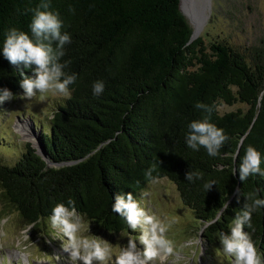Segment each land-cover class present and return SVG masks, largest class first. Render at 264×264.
<instances>
[{"label": "trees", "instance_id": "obj_1", "mask_svg": "<svg viewBox=\"0 0 264 264\" xmlns=\"http://www.w3.org/2000/svg\"><path fill=\"white\" fill-rule=\"evenodd\" d=\"M49 2L62 32L72 37L61 62L71 61L65 71L78 78L71 97L51 112L48 133L37 136L47 159L26 143L12 165H0V200L36 227L56 204L72 199L85 219L116 233L128 226L111 210L115 196L131 192L137 198L148 182L145 171L157 165L153 175L168 177L196 221L212 218L229 201L220 222L201 235L210 246L218 243V232L229 231L248 193L259 189L264 199V176L241 182L238 174L249 145L261 153L264 172V63L222 40H189L192 30L178 0ZM40 3L0 0V52L10 29L31 35L30 10ZM19 70L0 54V88L19 90ZM97 80L105 82L99 97L92 91ZM218 101L245 107L218 113ZM197 102L213 106L210 122L229 137L217 157L185 143L188 124L208 115L195 108ZM189 170L203 173V180L188 182ZM211 180L216 185L206 192L203 184ZM251 223L255 232L244 231L264 252V209Z\"/></svg>", "mask_w": 264, "mask_h": 264}, {"label": "clouds", "instance_id": "obj_2", "mask_svg": "<svg viewBox=\"0 0 264 264\" xmlns=\"http://www.w3.org/2000/svg\"><path fill=\"white\" fill-rule=\"evenodd\" d=\"M49 0H41L33 12L30 23L31 35L13 28L8 31L2 47V56L10 65L20 69L21 77L19 86L23 90V99L29 102L35 100L43 101L50 94L52 96L71 97L70 86L73 85L78 76L76 73H68L65 69L71 61H62L66 55V45L72 43V37L67 32H62L63 21L58 12L49 10ZM21 66L23 68L21 69ZM23 69H30L32 75H26ZM105 90V82L97 80L93 82V95L99 97ZM16 99L15 94L8 88H0V104L11 102ZM195 108L208 115L203 119L192 120L188 124L185 135V143L193 151L204 148L210 157H217L220 150L229 139L224 129L210 122L213 106L197 102ZM161 162H159L160 164ZM261 153L249 145L238 167L239 180L246 181L253 175L264 176L261 171ZM157 165L149 167L145 171V178L149 185L161 184L168 177L153 175ZM237 169H233L236 175ZM188 182L203 180V173L189 170L185 173ZM216 185L215 180L206 181L203 188L209 192ZM259 189L248 193L246 203L239 213L235 214L229 225V231L218 232V240L224 256L231 259V264H264V252H261L251 233L255 232L252 226V216L260 209H264V199L259 198ZM147 193L137 199L133 193L117 194L112 203L113 213L122 217L128 228L133 232L139 231L140 235L128 239L126 246H118V254L113 259V246L99 237H87L83 233L87 227L84 215L77 212L75 201L69 199L67 206L58 203L52 209L49 216L50 227L57 233L55 238L63 237L64 251L70 254L71 264H187V257L183 255V249L192 244H203L201 239L189 240L187 243L176 248L174 243L166 239L168 227L175 221H169L155 212L142 206V199ZM237 189V197H239ZM229 208V201L224 203L215 212V215L205 221H201L199 235L204 230L220 222ZM7 218L0 223H6ZM35 224L26 225L21 236L24 241L29 240L28 233ZM247 227L251 229L245 232ZM4 233L0 232V236ZM66 238V239H65ZM137 241L143 245V251L138 249ZM202 248V247H201Z\"/></svg>", "mask_w": 264, "mask_h": 264}, {"label": "rangeland", "instance_id": "obj_3", "mask_svg": "<svg viewBox=\"0 0 264 264\" xmlns=\"http://www.w3.org/2000/svg\"><path fill=\"white\" fill-rule=\"evenodd\" d=\"M179 8L191 30L201 24L197 36H201L205 45L222 40L248 60L257 59L264 63V0H179ZM196 18H200L199 24L195 23ZM14 94L16 99L0 104V165H12L26 143L39 151L38 141V147H34L16 127L22 125L31 129L36 137L47 134L51 112L65 99L49 94L43 101L34 99L29 102L22 98L21 88ZM244 107L238 102L227 105L218 101L216 104L218 113ZM144 193L147 195L142 199V206L167 217L169 221H175L168 227L166 239L172 241L177 249L189 240L203 241L202 248L192 244L183 249L187 264H231V259L223 255L219 241L210 246L200 237V222L182 205L173 183L166 180L161 184L149 185L147 182L138 192L137 199H141ZM6 218V223H0V232L4 233L0 236V264H71L70 254L63 248V237L55 238L57 233L50 227L48 219L41 220L28 233L29 240L24 241L21 231L26 225L16 211L0 200V221ZM85 220L87 227L83 235L99 237L111 244L113 259L118 254V246H126L128 239L140 235L139 231L133 232L128 227L116 233L106 232ZM137 247L143 251L139 241ZM164 264H170V259Z\"/></svg>", "mask_w": 264, "mask_h": 264}, {"label": "bare ground", "instance_id": "obj_4", "mask_svg": "<svg viewBox=\"0 0 264 264\" xmlns=\"http://www.w3.org/2000/svg\"><path fill=\"white\" fill-rule=\"evenodd\" d=\"M193 19H195V18H193ZM200 18L198 19V18H196V20H195V23L196 24H199L200 23ZM17 131L19 132V133H21L23 136H25L26 138H28L29 139V141L32 143V145L34 146V147H38V145H37V137H36V135H34L33 133H32V131H31V129L29 130V129H26L24 126H22V125H17ZM38 264H43V263H38Z\"/></svg>", "mask_w": 264, "mask_h": 264}, {"label": "water", "instance_id": "obj_5", "mask_svg": "<svg viewBox=\"0 0 264 264\" xmlns=\"http://www.w3.org/2000/svg\"><path fill=\"white\" fill-rule=\"evenodd\" d=\"M178 5H179V0H178ZM180 9V8H179ZM180 12H181V10H180ZM182 13V12H181ZM200 27H201V24L197 27V28H193V30L191 31V34H190V37H189V40H192V39H194L195 37H197V34H198V32H199V30H200ZM39 142V141H38ZM39 145H40V142H39ZM37 154L42 158V159H44V160H46L47 158H46V156H45V154H44V149L41 147V146H39V151H37ZM57 164H61V163H57Z\"/></svg>", "mask_w": 264, "mask_h": 264}]
</instances>
